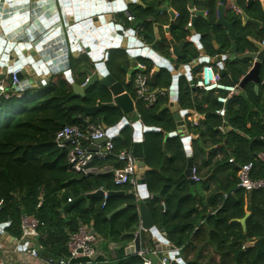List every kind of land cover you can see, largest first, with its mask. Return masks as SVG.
<instances>
[{
  "label": "trees",
  "instance_id": "16d2710c",
  "mask_svg": "<svg viewBox=\"0 0 264 264\" xmlns=\"http://www.w3.org/2000/svg\"><path fill=\"white\" fill-rule=\"evenodd\" d=\"M236 3L240 8L248 9L247 11L260 12L258 3L248 7L246 0H236ZM176 4L180 6L177 7L178 20L171 25L170 32L175 36V31H179L184 37L187 32L184 27L189 21L187 2L178 0L174 6ZM200 4L207 11L206 19L199 22L197 30L202 35L203 44L206 43L213 54L214 50H211L209 42L213 36L219 45L218 50L224 52L229 48L230 42L223 35V30L215 25L216 0H201ZM138 10L141 14L134 15L142 21L138 26L145 27L143 40L147 44H153V33L150 23L147 22L153 11L140 8ZM229 18L234 21L236 44L241 52L250 47L245 40L247 33L237 17ZM165 48L167 43L164 39L160 41L157 49L162 51ZM186 52H189L188 48ZM191 57L194 54L182 62H188ZM140 61L146 64V60ZM83 62L84 57H69V70L79 76L74 79L78 85L86 80L81 71L86 68H82ZM105 65L109 74L124 84V69L128 67V60L123 49L110 50ZM230 65L232 66L226 68L230 76L238 78L240 75L236 63ZM145 66V72L148 73L151 66ZM261 78L264 80V72ZM169 84L171 75L167 70L154 73L153 88H167ZM247 89L248 99L238 96L230 100L227 113L232 130L221 136L217 132L220 120L214 115V111L219 108L215 98L211 94L203 93L198 102L192 99L187 84L182 80L179 82L177 104L180 108L192 109L194 102L198 110L202 104L207 106L202 130L200 127L194 130L199 133L198 139L194 141L195 149L204 154L206 148L215 147L212 153L218 151L224 156L219 164L227 163L229 157L234 156L240 165L249 161L248 154L251 151L264 152V144L258 140L264 137V113L255 121L250 118L254 107L264 109V97L261 94L256 95L252 88ZM125 90L133 98L132 78L125 85ZM7 95V98L0 96V225L9 222L6 232L18 239L21 236V215L35 217L43 224L38 229L37 244L41 247L40 257L46 260L65 257L69 235L76 232L80 225H86L100 238L101 249L110 264H143L141 257L124 255L126 245L138 228L136 210L127 206L108 217L117 207L136 203L128 193L129 188L116 187L111 174L79 176L70 173L65 150L58 149L54 144V136L58 130L65 126L84 127L85 118L93 125L104 124L107 128H112L124 117L133 115H124L114 108L101 109L93 116L86 117L83 108L94 107L99 102H111L110 93L96 85L88 89L83 97L77 96L72 92L63 73L51 75L46 84L39 88L27 89L21 93L9 90ZM164 106L165 99L162 98L150 108L136 103V112L141 123L145 127L160 130L145 132L142 141L144 163L149 169L144 175L147 191L150 195L160 194L159 198H152L148 203L153 226L161 228L169 243L180 249L179 256L185 264H264V190L245 194L243 190L237 189L235 180H231L223 193H217L210 199L213 206L211 214L205 213L204 209L199 211L195 188L190 186L183 175L187 158L182 143L178 137L164 141V135L175 130L173 113L163 108ZM133 132L134 129L129 124L120 129L118 137L113 140L114 154L132 147ZM252 138L256 140L249 150V140ZM195 154L193 160L196 158ZM95 165L120 167L115 157ZM256 167L260 165L255 163L254 170ZM230 171L233 177L235 170ZM259 176H264L262 167ZM93 180H99V188H105L108 192L123 191L125 195L108 197L103 207L101 201L97 207L91 204L86 207L83 201L67 206L68 199L76 200L80 194L98 188V183ZM223 194H226L225 198ZM244 195L248 196L246 210L250 212L245 222V231L234 221L244 216ZM96 200L94 198L91 201ZM161 204H164V208ZM200 220L204 221L203 224L197 225ZM109 242L117 244V248L108 250ZM205 244H209L218 255L217 263L212 262L210 253H202ZM144 259L147 258L144 256Z\"/></svg>",
  "mask_w": 264,
  "mask_h": 264
},
{
  "label": "water",
  "instance_id": "95a60500",
  "mask_svg": "<svg viewBox=\"0 0 264 264\" xmlns=\"http://www.w3.org/2000/svg\"><path fill=\"white\" fill-rule=\"evenodd\" d=\"M130 2L133 3L132 0H123L122 2L120 0L116 3H105L100 0H0V69H3V73L5 72L3 76L18 69L19 72L16 74V78L19 86L22 90H26L30 88L35 89L36 87L39 88L41 87V83H46L42 81L41 76L49 78L53 74L63 73L67 76L66 79L71 86L72 92L77 96L83 97L88 89L96 85L106 89L110 93L111 102H99L94 107L83 108L86 117L93 116L101 109L114 108L119 109L124 115H131L134 112L131 95L126 92L124 84L118 82L109 74L105 63L97 61L94 57L96 54L94 55L92 53L97 50L101 53L107 48L114 49L121 45L120 42L117 45H110V43H114L110 34L114 33L121 37L120 33H123L124 30L119 24L117 14L126 12L131 15V12L125 6V3L128 4ZM160 2L162 1L160 0L158 5ZM234 2L235 0H218V5L216 6L218 16L215 21V25L225 29L228 37L232 41L231 48L228 51V54L232 57H235L237 52V47L234 42V22L225 21L224 12L226 9L232 11L231 6L234 5ZM254 2L255 0H247L246 6L253 5ZM154 12L155 17L152 19V23L156 25L157 29L161 27V23H164V20L161 19L163 13L168 14L170 17L173 16V12L168 11L167 6L154 8ZM202 13V11L197 12L195 16H201ZM242 16L246 22V15L242 13ZM190 24L192 25V22ZM255 24L259 26V23L256 22ZM164 31L168 32V29L165 27ZM123 37L120 39H122L124 44L126 38ZM165 39L167 45L170 47L173 60L175 58H182L183 56L180 50L181 45H184L185 41H181L180 44H175L168 33H166ZM247 39L250 47L246 48L247 51L243 55L234 58L239 61V63H236V66L242 78L240 80L238 78H231L239 86V89L243 90L248 84H252L256 91L259 87H264V80L261 78V74L264 72V46L260 44L259 40L252 41L249 38ZM159 43L160 37L157 34L156 42L151 46V50H143L140 54H137V52L134 53L133 50L126 51L131 54L130 58L136 56L146 57L156 63L158 70L160 68L166 69L172 77V84L175 85L177 71L174 65L166 58L161 59L154 54ZM123 44L120 47L124 48L125 46ZM138 44L139 42L137 41L136 45L140 47V44ZM214 49L216 50V59L225 61V58L221 57L217 45H214ZM80 51H83L84 54L91 57L93 59L92 61L95 62L93 65L94 71L86 68L81 70L86 76V80L82 85L73 82L69 70V55L78 57L77 55ZM134 64V62H131V65ZM190 65L194 67L196 64L192 63ZM124 72L127 73V83H130L133 73L132 70L124 69ZM173 105L175 107L170 109L173 113V119L178 126L177 132L179 133L181 132V128H179L182 123L181 115L178 113V108L175 104H171V107ZM226 107L227 105H225ZM224 119L228 120L227 114ZM125 124L126 120L123 118L118 124L119 129ZM101 125L103 129H106L104 124ZM133 129L134 143L131 147V153L137 161L141 203L121 205L111 212L109 217L124 210L127 206H131L137 212L139 228L138 232L132 234L133 241L129 244L126 256H132L138 252L146 253L147 235L151 236V243L155 249L166 252L173 249V246L167 240L164 242L158 238V232L162 233L163 230L153 226L151 221L148 209L149 193L146 189L144 176L147 168L144 163L141 142V137L145 132L159 130L141 127L139 124H136ZM115 132H117V128L107 129V134L112 135ZM166 137H175V133L166 135ZM106 140L103 137L98 139L96 143L101 145ZM91 149L95 151V148ZM192 168L193 163L189 157L184 175L190 183H193ZM104 191H106L105 188L102 190L95 188L93 193L81 195L71 203L85 201L86 205H88L91 199H102ZM107 195L108 197H123L125 193L123 191H115L108 192ZM155 197L159 198L160 195H150V199ZM71 203H68L67 206L72 205ZM248 216L249 214L246 213L243 219L235 221L240 223L244 228ZM91 233L97 236L93 230H91ZM26 238L31 239L30 237ZM163 256H167L166 253Z\"/></svg>",
  "mask_w": 264,
  "mask_h": 264
},
{
  "label": "crops",
  "instance_id": "0c3cea01",
  "mask_svg": "<svg viewBox=\"0 0 264 264\" xmlns=\"http://www.w3.org/2000/svg\"><path fill=\"white\" fill-rule=\"evenodd\" d=\"M123 0H121L122 2ZM131 1V0H130ZM133 3H125L126 9H128L131 14L134 16V21L133 22H128L126 20V16L125 13L122 12L120 14H117V17L119 18V24L120 26H122L124 32L120 33L121 37L124 36L126 39L124 41V44L122 42V39H120L121 37H119L118 35H115L114 33L110 34L111 37L113 38V42L114 43H110V45L112 44H118L119 42L121 43V45L123 44L125 47L122 48L120 47L121 45H119L118 48H114V49H123V51L126 53L127 55V60H128V67L125 69L128 70H132V78H133V74H135L137 71L139 70H144L145 71V65H150L151 66V70L152 71V78H151V83H150V88L152 92H157L158 90L165 92V96L162 97V99H165V106L163 108L169 110L171 112V109L174 108L175 106L173 105V107H171V104H173V99L177 98L178 99V85L179 82L182 80L187 84L188 87V75L190 74H194L198 71V69L206 63H211L213 70L215 71L218 79L222 82H225V84H229V85H235L236 86V92L235 94L229 99V103L227 104L226 107V111L228 108V105H230V100L241 96L244 99H248V89L247 88H252L254 93L256 95L261 94L262 97H264V87H259L256 91L253 88L252 84H248L245 89L241 90L239 89V86L237 84H235L232 80V76H230L229 72L227 71L226 68L232 66L230 64L232 63H239V61L235 60L234 58L243 55L247 49H244L243 51H239L237 48V52L235 57H232L231 55L228 54V51L231 48V40L227 35V32L225 31V29H223L222 27L218 26L219 28H221L223 30V35H225L228 39H229V48L226 49L224 52H220L221 53V57L225 58L224 64H223V68L220 69L218 67H216L213 64V58L216 54V50L214 49V45L218 46L219 49V45L217 44V41L215 40V38L212 36L210 39V47L211 50L214 52L213 54L209 51V49L207 48V44L205 43V45L203 44V38L202 35L200 33H198V24L201 20H205L207 17V11L205 9H202V5L201 0H183L187 2L186 5V9L188 12V23L192 22L191 27H187V25L184 27V30L187 31L186 35L184 37L181 36V32H177L175 31V36L173 34H171L170 32V27L171 25H173L174 23L177 22V18H178V11H177V7L180 8L179 5L176 4L175 5V1L178 0H161L162 2H160V4L158 5V2L160 0H132ZM118 2V1H117ZM116 3V2H115ZM258 3L259 4V8H260V12H256V11H247L245 9L240 8L237 3L236 0L234 2L235 8L240 12V13H236V9L232 8V11H230L229 9H226L224 12V19L227 22H231L229 17H237L240 20L241 23V27L244 28L245 32L247 33V35L245 36V40L248 41L247 38H249L250 40H261L264 36V0H255L254 4ZM199 4V5H198ZM218 5V0H216V6ZM233 5V6H234ZM246 5H247V0H246ZM161 6H167V10L168 11H172L173 12V16H168V14H162L161 19L164 20V23H161L160 26L158 27V29L156 28V25H154V23H152V19L155 17V12H154V8L157 7H161ZM143 9L144 11L147 9H152L153 14L151 16L148 17L147 22L150 23V28L151 31L153 33V44L156 42V35L158 34L160 37V41L164 40L166 38V33H168V35L170 36L171 39H173V41L175 42V44H180L181 41H185L184 45H181V54H182V58L180 59H176L173 60L172 58V54L170 51V47L169 45H167V48H165V50H159L157 49L156 51H154L155 55H157L159 58H166L168 61H170L172 63V65H174L175 70L177 71L176 73V78H175V85L172 84L173 80L171 79V84H169V86L167 88L164 87H156L153 88L152 83H153V77H154V73H158L161 70H166L163 68H160L158 70V68L156 67V63H154L153 61H151L149 58L146 57H142V56H136L133 58H130L131 54H129L126 50H133V52H136L137 49V45H136V38L133 35V31L135 30V28H133L134 26H138L140 23H142V21L137 18L134 14L136 15H140L141 12H139L138 9ZM228 8V7H227ZM203 12L201 16H195L197 12ZM242 13H244L247 17V21L245 22L242 16ZM250 13V14H249ZM253 14V15H252ZM260 15L259 17H256L255 15ZM217 12L215 9L214 12V18L215 21L217 20ZM192 20V21H191ZM234 22V21H233ZM259 23V26H257L255 23ZM168 29V32L164 31V28ZM143 32L145 30V27H143ZM157 29V31H156ZM233 31H234V42L235 45L237 47L236 44V35H235V24L233 26ZM142 32V33H143ZM123 37V38H124ZM144 41V40H143ZM166 42V39H165ZM167 43V42H166ZM109 44V43H107ZM153 44H147L146 41H144V49L149 51L151 50V46ZM139 45V44H138ZM146 47V48H145ZM189 50V52L187 53V48ZM149 48V50L147 49ZM113 49H106V51H110ZM250 50V49H249ZM219 51V50H218ZM96 52V53H95ZM92 52L94 53V57L97 59V61H100L101 59V53L97 51ZM105 53V51H104ZM191 54H194V57H191L190 60L188 62L183 63L182 60L185 58L190 57ZM71 55H69L70 57ZM78 57L81 58H85V62L82 63V68L86 67V69L92 70L94 71L93 65L95 64L94 61H92L93 59H91V57H88V55L84 54L83 51H80V53L77 55ZM140 60H146V64H144V62H141ZM148 61V62H147ZM131 62H134V65H131ZM158 62V61H157ZM190 62L195 63L196 65L194 67L192 66H188V64H190ZM232 62V63H231ZM238 65V64H237ZM190 70V71H189ZM191 72V73H190ZM5 73V72H4ZM3 69H0V79L3 77ZM71 73V71H70ZM8 74H6L7 76ZM222 75H224V77H222ZM186 76V78H185ZM64 77L66 79V75L64 74ZM42 79V81L47 82L48 78L46 76H41L40 77ZM71 78L74 82V79H78L79 76L77 74H72L71 73ZM172 78V77H171ZM235 78V77H233ZM242 77L239 76L238 80H240ZM124 86L127 83V73L124 72ZM67 81V79H66ZM68 82V81H67ZM131 82V81H130ZM69 83V82H68ZM46 83H41V86L45 85ZM37 88V87H36ZM189 89V87H188ZM190 90V89H189ZM208 95V94H205ZM203 96V92L200 91H191V97L192 99L198 100ZM196 102H194V105L192 107V109H183L180 108V106H178V109L187 111L186 115L190 116L192 119H197L199 121V124L197 127H189L187 124H183L181 123L180 127L181 128V132H177L178 130V126L175 122V130L172 132H175V137H178L182 143L183 146V151L185 153V157L188 158L190 157V159L192 160L193 163V168L196 169V176L199 179L198 181H193V183H190L188 181V178L185 177L184 173V177L185 179L188 181V183L190 184V186H193L194 189V193L196 194V199L199 201V203H197V208L199 211H201L202 209L205 210V213L207 214H211L212 213V205L210 203V199L217 195L220 194L221 192L223 193V189L228 185V182L231 180H235L236 183V187H237V166L239 165V162H237L234 158V156H230L229 158H233L234 159V163H229L227 160V163L224 164H219L222 162L223 159V154L221 152H214L212 153V149H214L215 147H209L206 148L204 150V154H202L201 152H198V150L195 149V145H194V141L198 139V131H196L195 133V129L196 128H201L202 130V126L203 123L205 121V117L204 119L200 120L197 115H204L206 116L205 110H206V104H202L200 110H198L196 107ZM262 104V101H261ZM171 108V109H170ZM261 107L257 108L254 107L252 112H251V117L253 121L257 120L258 118H261L263 116L264 113V109L260 110ZM177 109V111H178ZM194 114V115H193ZM228 115V113H227ZM133 117V116H132ZM132 117H124V119L126 120L127 124H130L131 122H133ZM217 117V116H216ZM225 118V117H224ZM221 119L218 117V119L220 120V125L217 127V132L219 135L223 136L225 134L226 131H231V127L229 126V121H230V116L228 115V120L225 119ZM142 124V123H141ZM126 125V124H125ZM142 127H145L142 124ZM148 128V127H145ZM155 129V128H152ZM159 130V129H157ZM191 130V131H190ZM156 131V130H154ZM160 131V130H159ZM150 132V131H149ZM172 133H168L164 135V141H166L168 138L171 137H166V135L172 134ZM134 134V132H133ZM244 138H247L246 135H242ZM143 138V136H142ZM261 138V137H260ZM255 138H252L251 140H249V150L252 149V143L253 141H255ZM260 140V139H258ZM263 143V142H262ZM264 144V143H263ZM165 146L163 145V148ZM221 151V150H220ZM196 153V154H195ZM257 153H261V151H251L248 156H249V161L252 160L253 156L256 155ZM196 155L195 160H193V155ZM165 156L169 157L168 154H165ZM258 164L260 165V167H256L255 170L253 171V177L254 178H259V170L262 167L264 170V165L258 161L255 160L254 164ZM146 166V165H145ZM187 166V161L185 164V168L184 171L186 169ZM147 171H149L148 167ZM231 170H235L234 176L231 177L230 173ZM71 173V172H70ZM94 183H98V188L97 189H102L99 188V180H93ZM82 187V186H81ZM94 189H92L91 192L86 193V194H80L81 195H87V194H91L94 192ZM147 189V188H146ZM119 192V191H117ZM244 192V191H243ZM249 193V192H244ZM150 195V194H149ZM160 195V194H159ZM226 194H223V197L225 198ZM79 196V197H80ZM96 201H89V204L86 205L85 201H83V204H85L86 207H88L90 204L92 206L97 207L98 206V202L101 201V204L103 203L102 199L96 198ZM244 199H245V208H244V215L247 213L250 215V212H248L246 209L247 206V199L248 196L246 197V195H244ZM134 200L136 203H141L140 198L137 199L134 197ZM75 200H73L72 202H74ZM73 204V203H71ZM75 204V203H74ZM125 205V204H124ZM162 208H164V204H161ZM120 207V206H119ZM118 208V207H117ZM116 208V209H117ZM113 212V211H112ZM110 215V214H109ZM108 215V217H109ZM112 217V216H111ZM244 217V216H243ZM243 217L241 219H243ZM249 217V216H248ZM247 217V218H248ZM241 219H237V220H241ZM235 221V220H234ZM204 221H199L197 225H202ZM236 222V221H235ZM139 223V221H138ZM238 223V222H237ZM240 224V223H239ZM10 223L9 222H5L3 224L0 225V243L3 244L4 246V252H0V259L4 258V256L6 257V262L7 264H37L36 260H32L30 258L27 257V255H24L23 257L17 256V255H13V253L10 252V250H12L16 244V239L13 238L12 236H10L7 232H6V228L9 227ZM241 225V224H240ZM242 230L245 231L246 229V225L244 224V228L241 225ZM138 228H139V224H138ZM138 228L137 231L138 232ZM92 230V229H91ZM135 232V233H136ZM96 234V233H95ZM159 236V235H158ZM151 236L147 235V239H146V244H147V252L143 253V256L141 258H143L144 263L143 264H158V260L163 256L164 254V250L158 251L157 249L154 248L153 244L151 243ZM97 238V250L99 252L98 257L96 258V261L94 262V264H110L109 259L107 258V255L105 254V252L101 249V243H100V238L98 236H96ZM21 239L18 238V240ZM165 239L167 240V237L165 235ZM133 241V236H132V240L130 242ZM168 241V240H167ZM130 242L126 245L124 252H125V256H126V251L128 250L129 244ZM169 242V241H168ZM37 243V240L34 238L31 239H25L24 241H21L20 244L21 248H28V246L30 244H35ZM206 243V242H205ZM170 244V243H169ZM252 245V243H251ZM162 247V246H161ZM174 247V246H173ZM115 248H117V244L109 242L107 244V249L108 250H114ZM177 250V259L180 260V264H185L184 261L181 259V257L179 256V252L180 249L174 247ZM151 251H157L156 256H153L150 254ZM202 253H210L212 257V262L217 263L218 262V255L216 253H214L213 248L209 245V244H205V248L202 250ZM136 255V254H135ZM150 256L152 259H144V256ZM204 263V260H203Z\"/></svg>",
  "mask_w": 264,
  "mask_h": 264
},
{
  "label": "built area",
  "instance_id": "2783aa9c",
  "mask_svg": "<svg viewBox=\"0 0 264 264\" xmlns=\"http://www.w3.org/2000/svg\"><path fill=\"white\" fill-rule=\"evenodd\" d=\"M105 3H115L120 0H100ZM229 1V0H228ZM236 9L235 6H231ZM126 20L133 22L134 17L126 12ZM236 13H240L236 9ZM187 27H191L190 23H187ZM143 27L138 26L133 35L138 41L140 47L137 46L136 52L140 54L144 49L143 41ZM260 44L264 46V36L260 41ZM146 48V47H145ZM149 50V48H147ZM131 50V49H130ZM217 56H214L213 64L222 69L224 61L222 59L217 60ZM107 59V51L101 52V62H105ZM192 64V62H190ZM188 64V66L190 65ZM211 63L203 64L196 73L188 75V87L191 91H200L206 94H211L215 98V102L219 105L214 111V115L223 119L226 114L225 105L229 103V99L235 94L236 86L229 85L221 82ZM191 66V65H190ZM190 71V70H189ZM19 70L11 71L7 76H3L0 79V96L8 97L7 92L13 90L21 93L23 90L19 86V82L16 78V74ZM191 73V72H190ZM152 78V71L148 73L144 70L137 71L132 78V91H133V106L134 112L132 113L134 119L129 125L135 127L139 124L142 127L140 116L136 112V103L142 104L145 108H150L156 104V102L165 96V92L158 90L156 93L151 91L150 83ZM173 104L178 107L177 98L173 99ZM178 113L181 115V121L187 124L189 127H197L199 121L192 119L186 115L187 111L178 109ZM194 115V114H193ZM197 117L202 120L204 115L198 114ZM84 127L77 126H65L58 130L54 136V144L60 150L66 152V163L68 171L79 176H98L103 174H111L112 182L116 187L127 186L129 188L128 193L133 198H140V191L138 185V167L137 161L132 156L131 148L127 150H121L114 154L113 140L118 137L119 127L118 124L112 128H117V132L112 135L107 134V128L103 129L102 125H93L89 123L88 119L84 120ZM127 125V122H126ZM175 133V132H174ZM105 137L107 140L105 143L98 145L96 142L98 139ZM134 140V136H133ZM143 138L141 137V142ZM260 141L264 143V137L260 138ZM91 148H95L93 151ZM115 157L120 167H112L110 165H104L98 167L95 163H103L108 158ZM258 160L264 165V152L257 153L253 156L252 160L240 164L237 166V189H241L244 192H252L264 190V176L262 178H254V161ZM229 163H234L233 158L228 159ZM192 180L198 181L196 176V169H191ZM103 189V188H102ZM99 189V190H102ZM108 191H104L102 194V207L105 205L108 199ZM150 199V195L148 200ZM68 203H71V199H68ZM43 224L40 223L35 217L28 215H21L20 217V229L21 239H16L15 247L10 250L13 255L23 257L27 255L28 258L36 260L37 264H94L96 258L99 255L97 250V238L91 233V229L86 225H80L76 232L69 235L68 242L66 244V256L57 260H46L40 257L39 251L41 247L35 243L30 244L28 248H21L20 242L24 241L26 237L38 239V229ZM158 235L162 241L165 242V232H158ZM162 245V242H160ZM166 246V245H165ZM0 252H4V246L0 243ZM157 251H151L150 254L156 256ZM167 256H162L158 260V264H180V260L177 259V250L173 249L166 252ZM136 256L142 257L143 253L138 252ZM0 264H7L6 257L0 259Z\"/></svg>",
  "mask_w": 264,
  "mask_h": 264
},
{
  "label": "rangeland",
  "instance_id": "374dc122",
  "mask_svg": "<svg viewBox=\"0 0 264 264\" xmlns=\"http://www.w3.org/2000/svg\"><path fill=\"white\" fill-rule=\"evenodd\" d=\"M30 89H32V88H30ZM33 89H34V88H33ZM26 90H27V89H26ZM23 91H24V90H23ZM32 93L35 94V95L38 94V93H36V92H32ZM33 94H32V95H33ZM145 257H146L147 259H150V260L152 259V258H151L150 256H148V255H146Z\"/></svg>",
  "mask_w": 264,
  "mask_h": 264
},
{
  "label": "clouds",
  "instance_id": "9594fccd",
  "mask_svg": "<svg viewBox=\"0 0 264 264\" xmlns=\"http://www.w3.org/2000/svg\"><path fill=\"white\" fill-rule=\"evenodd\" d=\"M131 15H132V14H131ZM132 16H133V15H132ZM133 17H134V16H133ZM260 41H261V40H260ZM105 51H106V50H105ZM107 56H108V51H107ZM100 61H101V59H100ZM106 61H107V59H106ZM106 61H105V62H106ZM105 62H103V63H105ZM149 200H150V199H149Z\"/></svg>",
  "mask_w": 264,
  "mask_h": 264
}]
</instances>
